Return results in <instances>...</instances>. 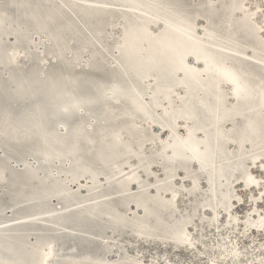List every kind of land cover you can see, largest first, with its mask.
I'll return each mask as SVG.
<instances>
[{
  "label": "bare ground",
  "instance_id": "bare-ground-1",
  "mask_svg": "<svg viewBox=\"0 0 264 264\" xmlns=\"http://www.w3.org/2000/svg\"><path fill=\"white\" fill-rule=\"evenodd\" d=\"M9 1L16 7L15 10L20 11L21 15L23 13L24 23H22V29L16 33V44L11 47L6 46L2 38L10 33L17 19L11 16L12 20H10V14H6L0 10V54H5V59L2 63L5 66L6 64L7 66L13 65L18 59V55L21 56V54L26 58L27 54L21 51L20 44L29 38V34L38 32L47 35L48 45L56 51V56L53 57L54 61L51 63H49L46 55L40 57V65L43 70L41 76L35 77L31 70L32 67L29 66L27 67L28 69H24V72L14 78L16 80V91L15 96H12L17 101L20 100L22 102L17 109H26L29 113L26 115L22 113L14 114L13 111L15 109L13 106L10 108L7 105L10 98H0V106L3 105L4 108L3 115L5 113L12 115L10 122L1 125L0 135L5 139V142L10 140L16 145H20L21 142L30 143L36 138L41 140L40 144L34 146L33 149V156L40 158L41 163L36 167H32L27 162V159L23 162L22 171L29 178L41 179L39 181L43 185V191L48 195L58 197L62 203L68 205L65 208L78 207L74 212L70 210V212L67 211L64 214L60 213L61 215L57 214L55 216H58L63 223L77 222V227L83 231L81 233H87L97 238H102L103 236L102 225L104 223L109 225L113 230L127 227L137 239L150 241L169 242L168 239L172 237L175 241H178L176 239L177 234L186 232L191 238V243L175 244L174 246L187 249L191 252L196 250L197 237L194 238L195 236H192L190 228V231H188V227L193 224L194 214L191 213L181 219L175 217V211L178 208L177 204L179 202V191L174 189L173 184L175 182L173 183L172 181L177 169L172 168L178 166V168L184 170V174L188 175V169L184 166H188L187 164H189V166L202 171L201 174L206 179L210 195L208 194L206 202L201 204L202 208L200 211L205 209L206 212H210L211 219L215 222L209 223V225H214L218 228L216 226L219 221L218 216L223 211L229 212L230 210L232 198L231 184L235 181H240L241 177L238 174L242 173L245 175L246 173L243 168V160H233L232 153L224 147V144L236 140L239 142L238 144L235 143L238 153L243 142H249L252 148L261 147L264 144V124L260 123L258 116L260 112L257 110L258 107L264 108V99H262V92H264V41L256 39V35L263 32L261 31V27H264V25L257 26L256 30H254L250 22L252 19H245L243 17L239 19L235 17L237 15L236 12L242 10L247 0H216L215 4H210L207 1V5L204 7H202V4L197 3V0H108L121 15L118 14L116 16L117 20L120 21H118V25H120V37L116 42L115 67L113 70L107 71L101 69L102 63L98 57H93L90 64L80 65L79 68H72L66 63L61 53L65 45L75 46L78 44L84 46V44H88L86 37L89 39V35L86 30H89L91 25L97 24V22L100 24V28L116 25L115 13L106 9L108 6L105 0H66L64 1L67 7V9L65 8L66 10L64 9L65 11L56 9L54 0ZM78 1L95 6H79ZM245 8H248V6H245ZM125 9L130 10L131 13ZM98 10L100 15L96 13ZM258 10L261 9L258 7ZM68 11L74 12V16L70 15V18H68L66 16L69 13ZM202 17L207 22H205L201 30H198V19ZM174 25L181 26L180 30H175ZM220 28L236 36V42L231 47L234 52L245 53V55L254 58L257 62L248 60L246 57L245 59L240 58L238 60L226 51L225 45H221L223 42L220 40L221 36L217 32H221ZM189 30L193 32L191 42L185 40V37H187L185 33ZM143 34H147L148 37H143L144 39L140 40L139 36ZM251 36L255 37L256 42H254V38ZM173 38L176 42V53L183 51L188 54L193 49V46H197V51L194 53L195 57L191 59L187 56L181 61L176 62L172 59L175 52H172L164 58L160 54L161 46H165L167 40H173ZM154 40H159L161 42L160 46L155 47L153 50H148V46ZM246 43L248 44L246 45ZM122 47L125 50L123 53L121 52ZM7 53H11L8 55L9 61L6 59ZM88 53L92 55L89 49ZM97 53L106 55L105 53L107 52L99 49ZM138 53L139 55H137ZM229 57L232 58L233 62L229 60ZM162 60L168 63H165L160 70L149 71L151 65L157 64ZM244 63L249 65L242 66ZM135 64L142 67L132 77H129L130 70ZM185 68L189 70L191 75L184 77V75L179 73ZM225 71L235 73L242 85L253 89V95L251 96L253 104H247L244 107L245 99L243 98L242 100L243 105L237 100L232 90L233 86L224 81L223 73ZM167 73L175 74L171 77V84H160L157 82L161 76ZM6 74L7 79H10V74L8 72ZM194 75L198 76L199 80L192 102L198 104L199 108H191L185 111L184 108L188 100V87ZM204 80L212 81L214 86L205 88V91L201 87ZM100 86L104 90V104L101 106H91L85 110L81 106H78L77 110L75 109L77 113L81 112L80 114H82L83 110L85 111V114L79 115V117H76V115L72 116L71 114L57 116L60 106H64L68 102L78 100L86 102L96 97V90ZM131 86H135V92L137 93V100L135 101L141 103L143 108L138 112L128 113L127 117L122 118L127 112L129 102L123 101L121 97H114L115 92L119 89H126L128 91L124 95L129 96L134 92L133 90L130 91ZM159 88L164 90V93L159 97H155V91ZM174 88L181 91L180 100L178 99L177 101L178 105H180L179 107L174 105V97H177L173 95L175 92ZM223 88H229V95L233 102L232 106H229L225 102L224 93L222 92ZM4 90H6V85L5 83H1L0 91L3 92ZM203 91L205 96L204 98H200L199 94ZM161 103L164 104L163 109L158 111ZM118 109H121V111L117 112ZM112 110H115L112 115L99 117L103 113ZM148 115L151 118L153 117L149 119L150 121L145 119ZM237 115H240L238 117L241 120L240 126L233 125L228 130L220 127V125ZM133 116L138 117L145 125L155 126L166 133V138L160 143L157 157L160 161V167H162L164 180L155 183L151 194L146 190L145 187L147 185L141 181L142 179L139 175L140 172L150 177L153 171H151L153 164L152 155L151 153H147L148 151H145V145L151 139L145 134L143 126L140 127L138 124H134ZM162 121L166 122L167 125L161 123ZM234 123L236 124V122ZM67 124L72 125L70 132L67 131ZM168 124L173 125V127L171 128ZM180 124L185 127L183 135H180L177 131V127ZM209 126H212L210 132L206 131ZM57 127L61 129L62 134L60 136L56 134ZM118 131L120 132L118 137L107 139L109 135ZM208 133H210V138L208 137ZM189 139L194 146L199 148L200 158L206 154V151H209L215 158L203 166L195 164L193 160L199 161L200 158L191 159V152H188L185 145L180 143V140ZM88 140L97 142H90L92 144L86 143L84 148L76 150V152L73 151L79 143ZM221 142L222 144H220ZM54 147L59 149H54ZM9 150L10 147H6L3 157L7 156ZM176 153H183L186 161L180 165H175V167L171 164L173 166L171 170L169 169L170 172H168L163 159L170 162ZM72 155L75 157L73 164L70 161ZM59 156H65V159L59 162L57 159ZM51 157L55 160L53 162L57 164L62 163L65 166L67 183L70 184L78 181L80 178H86L89 180V184L94 185L95 192L92 193V199H90L89 203L83 204L84 202H80L77 206L71 205L74 201V195L71 191L67 187L59 186L56 182L52 183V179H54L58 170H53L45 174L43 178H40L39 171L47 170L50 164H46L45 161ZM258 157H253L250 164L254 165L258 163ZM262 157H264V152ZM131 159L136 161L137 168L129 170L127 167L123 169ZM13 160L15 159L13 158ZM18 161L20 162V160ZM259 164L263 168L261 170L264 172V160H261ZM171 165L168 164L167 166L171 167ZM125 171L126 174H124ZM213 173L215 176H213ZM101 175L107 177V183L104 188L96 187ZM211 175L215 177L214 182ZM249 175L255 177L253 171H247L245 180L239 183L240 186H244L247 191L258 189L262 192L263 189L258 188L260 185L247 182ZM197 178V176L193 177L190 181V189L188 188L190 194L198 193L199 179ZM255 179L259 181L256 177ZM6 181L7 168L0 165V183H5ZM113 182L117 183L110 186L109 184ZM131 186H134V189L137 188L136 192L130 193L129 188ZM167 192L170 194L165 199L164 194ZM189 193L188 195H190ZM108 194H115L117 196L116 199L114 198L115 203L114 199L105 200L107 199L105 196ZM103 198L105 199L103 200ZM235 204L236 202H234ZM255 204L257 203H252L251 209H253ZM131 205L133 207H130ZM119 206L130 207L132 209L137 208L140 216L128 219L119 211ZM197 209L198 207L195 206L193 211L197 212ZM227 214L226 216H228ZM46 216L48 217V215ZM230 216L232 217V215ZM262 216L264 214H260L259 220L256 222H250V226L246 223L247 231L252 230L255 233L256 231L253 228L257 232L263 231L264 227H261L259 224ZM255 218L257 216H254ZM103 219L104 222H102ZM89 221H99V227L96 228L94 233L85 231L88 228L87 224ZM232 222L230 221L229 225ZM232 227L234 229L235 226ZM61 236L63 240H66L68 234L63 233ZM84 241L86 240L84 239ZM43 245L42 238L38 239L30 247H25L18 241L9 239L4 244H0V264H55L57 261L58 264L134 263V261L127 258L124 252H121L114 261H108L104 255L110 252L112 246L109 243H104L100 246L104 255L100 254V248L93 247L92 243L91 249H93L91 251L87 252L86 250L84 254H79V251L76 252L75 248H72L71 252L67 254L68 252L65 250L67 256L62 257L60 260H57V252L55 251L57 245L54 240L47 243L45 249ZM235 247L237 248V246ZM220 254V257L228 256L232 260L238 259L236 255L232 256L233 253L230 250H226L225 252L220 251ZM213 261L210 264H213ZM249 261L251 260L249 259ZM139 264H153V262ZM215 264H218V261H215Z\"/></svg>",
  "mask_w": 264,
  "mask_h": 264
},
{
  "label": "rangeland",
  "instance_id": "rangeland-1",
  "mask_svg": "<svg viewBox=\"0 0 264 264\" xmlns=\"http://www.w3.org/2000/svg\"><path fill=\"white\" fill-rule=\"evenodd\" d=\"M64 1L66 0H54V6L56 7V9L65 11L67 7L66 4H64ZM105 1L107 2L106 5L108 6V8L106 9L108 11L115 13L114 17H115L116 25H114L113 27L108 26V28L107 27L100 28V24H98L97 22V24L91 25L89 30L88 29L86 30L89 35V39L86 37V41L88 44H84V46H80L78 44L75 46L65 45L64 46L65 48L61 50V53L66 63H68L72 68H79L80 65L90 64L92 62L93 57L95 58L98 57L101 60L102 63L101 69L104 71L113 70L115 67L114 61L116 56V46H117L116 42L120 37L119 36L120 25H118L120 21L117 20L116 16H118V14L119 15L121 14L116 8H114L111 5V3L108 2V0ZM207 1L210 4H215L214 2L216 0H210V1L197 0V3L202 4V7H204L207 5L206 4ZM247 1L242 7V10L236 12L237 15H235V17L239 19H242V17L245 19L246 18L252 19L250 20L251 26L252 28H254V30H256L257 26L260 27L264 25L263 24L264 0H247ZM245 6L246 7L248 6V8H245ZM258 7L261 10H258ZM15 9L16 7H14V5L10 3L9 0L0 1V10L6 14H10V20H12L11 16L17 19L15 26L12 27L10 33L2 38L5 45L8 47L14 46L16 44V35H17L16 33L22 29L23 26L22 23H24L22 16L23 13L21 15V13H19L20 11H17ZM96 13L100 15L99 10L98 12L96 11ZM205 22H207V20L204 19V17L198 19L199 26L197 27V29L201 30ZM220 30L221 32L217 30L216 31L218 32V35L221 36L220 40H222L223 42L221 43V45L223 46L225 45L224 48L226 51H228L230 54H232L233 57L237 58L238 60L240 58L245 59L246 57V59L248 60L257 62L254 58L245 55V53L234 52V50L231 47L234 45V42H236V36L225 29L220 28ZM259 34H258L259 36L256 35V39H260L261 41H264V31L260 32ZM46 36L47 35L45 33H41V32L35 34H29L28 35L29 38L26 41H23L22 44H20L21 51H24L27 54V57L24 58L22 54L21 56L18 55L19 60L17 59L13 65L7 66L6 64L5 66V64L2 63V61H4L5 59L4 58L5 54H0V84L5 83L6 85V90H4L3 92L0 91V98L1 99L6 97L10 98L7 105L10 108L13 106V108L15 109L13 111L14 114L22 113L23 115H26L29 113L28 110L26 109L24 110L17 109V107L21 105L22 102L20 100L17 101L12 96V95L15 96V91H16L15 88L16 80H14V78L16 76H19V74H21L22 72H24V69H28L27 67L29 66L32 67L31 70L32 73L35 75V77L41 76L43 70L40 65V57L42 56L44 57V55H46V57L48 58L49 63L54 61L53 57L56 56V51L53 50L50 45H48ZM251 37L254 38V42H256L255 37L253 36ZM247 44L248 43H246V45ZM88 49L92 55H89ZM99 49L103 52H107L105 53L106 55L97 53V50L99 51ZM70 52L72 55L70 54ZM9 54L8 53L6 54L7 61H9V56H8ZM71 56L73 57L71 58ZM229 60L233 62L232 58H230ZM7 72L10 74V79L9 78L7 79V74H6ZM212 85L214 86V83L212 81L204 80V82H202L201 84V87L205 90V88L207 89ZM174 89H175L174 93L176 94L173 93V95L177 96L174 97V105L176 107H179L180 105H178L177 101L178 99L180 100L179 97L181 95V91L177 88ZM222 92L224 93L225 102L229 106H232L233 102L231 100V96L229 95L230 93L229 88H223ZM204 96H205L204 91L199 94L200 98L201 97L204 98ZM163 106L164 104L161 103L158 111L163 109ZM257 110L260 112L258 115L260 123L264 124V108L258 107ZM3 111H4L3 105H1L0 127L1 125L10 122L12 117V115L7 113L3 115ZM120 111L121 109L117 110V112ZM240 115L233 117L232 119L228 120L226 123L220 125V127L224 130H228L233 125L240 126L241 120L238 118L240 117ZM133 117H134L133 118L134 124L136 125L138 124V126L140 127L143 126L142 128L145 130V132L146 130L149 131V134L146 135L149 137V139H151V141H147L145 145V151L146 152L148 151L147 153H151L152 155L151 157L153 159L152 160L153 164L151 166V171L152 170L153 171L151 172L150 177L139 172L140 178L142 179L141 181H143L144 184L147 185L145 188L151 194L152 190L154 189L155 183L157 181L164 180L161 169L162 167H160L161 166L160 161L159 158L157 157L159 153L158 150L160 143H162L161 141L166 138V133L159 130L155 126H149L147 124L145 125L144 122L143 124L141 120L136 116ZM234 122H236V124ZM183 130H185V127L182 124L178 125L177 131L180 135H183L184 133ZM211 130H212V126H209L206 129V131L208 132H210ZM56 134H58L59 136L62 134L61 129L58 127ZM154 137H156L157 139ZM40 142L41 140L39 138H36L30 143L21 142L20 145H16L14 144L13 141L10 140L5 142V139H3V137L0 135V165L5 166L7 168V181L5 183H0V192H1L0 193L1 195L0 196L1 197L0 244H4L7 240L13 239L15 241H18L21 245L25 247H30L34 243H36L38 239L42 238L44 244L43 248L45 249L46 244L54 240L57 245L55 247V251L57 252L56 253L57 260H60L62 257L67 256V254L71 252L72 248H75L76 252L79 251L78 252L79 254H84L86 250L87 252H89L93 249V248L91 249L92 243H93V247L100 248L99 253L103 255L104 253L102 251V247L100 246L103 245L104 243H109L112 246L110 252L104 255L108 261H112V260L114 261L121 252H124L127 258L134 261L133 264H137V262L152 263L154 261L158 262V264L159 262H163V264H210L212 260L218 261V264H261V261L264 260V229L261 232H257V230L253 228V230L256 231L255 233H253L252 230L247 231V227L245 225L246 223H248V226H250L251 224L250 222L252 223L256 222L257 220H259V215L264 214L263 211L264 198L261 197V195L259 194L261 192L258 189L247 191L244 186L242 187L239 184L245 180L244 178H246L247 171L248 172L253 171V175L259 181L262 182V184L258 188H262L264 191V175H263L264 172L261 170L263 168L259 164L261 160H264V157H262V154L264 152V144L261 147L252 148L249 142H243V144H241L242 147L239 153L237 152L235 146V143L238 144L239 142H237L236 140H232L231 143L229 142L224 144V147H226L227 150L228 151L230 150L229 152L232 153L234 157L233 160H237V159L243 160V168L245 169L246 173L245 175L242 173L238 174V176L243 178L242 179L240 178V181L238 182L235 181L236 183L234 182L231 184L230 189H232L231 190L232 198H231L230 210L229 212L223 211V213H221L220 216H218L219 221L216 224L218 228H216L214 225H209V223L215 222L214 220L211 219L210 212H206L205 209H202V211H200L202 208L201 204L205 203L206 199L208 198V194L210 195V190L206 182V179L203 176V174H201L202 171L199 170L198 168L190 166V168L188 169L189 174L186 175L184 174L185 173L184 170L178 168V166L174 168L177 170H175L176 175L172 180L173 183L175 182L173 186L174 189L179 191V195H178L179 202L177 204L178 208H176L177 210L175 211L176 212L175 217L181 219L184 218V216L189 215L191 213L194 214L193 224L188 227V231H190L189 230L190 228L192 236L193 237L195 236L194 238L197 237L196 240L197 246H196V250L191 252L184 248L175 247L174 246L175 243L171 242L172 240H175L173 239V237L168 239L169 242H160L156 240L150 241L140 238L137 239L127 227L120 230H113L109 225L104 223V225H102L103 226L102 228L105 234L103 233L102 238H97L93 235H88L87 233H81L83 231H81V229L77 227V222L63 223L60 220V218H58V216L55 215L57 214L61 215L64 214V212L67 211L70 212V210L71 212H74L77 210L78 207L65 208L68 205L62 203V201L59 200L58 197H56L55 195H48L43 191V185H41L39 181L41 179L29 178L26 175V173L22 171V165L24 164L23 162L26 161L27 159H28L27 162L31 164L32 167H36L39 165V163H41L40 158L35 156L36 159H34L35 157L33 156L34 146H38ZM6 147H10V150L8 151L7 156L3 157V152L4 150H6ZM54 149H59V148L54 147ZM17 151L20 152L18 153ZM255 156H259L257 161L258 163L251 165L250 163H252V159ZM13 158L15 160H13ZM18 160H20V162ZM127 167L129 168V170L131 168L132 169L137 168L136 161L134 159H131L129 163L125 167H123V169ZM53 170L55 171L58 170L60 172L57 171V174L55 175L56 178L54 177V179H52V183L56 182L59 186L67 187L74 195V201L71 205L77 206L78 203L80 202H84L83 204L89 203L90 199H92V193L95 192V189L93 188L94 185L89 184L90 183L89 180H87L86 178H80L78 181H75L73 183L70 184L67 183L65 176L66 174L65 166H63L62 163L57 164L55 162L50 163L47 170L39 171L40 178H43L45 174L50 173ZM124 174H126V171L124 172ZM196 176L198 177L197 179H199V181L197 180L199 185V189L197 191L198 193L190 194L188 192L190 189V181L192 180L193 177ZM106 183H107V177L101 175L99 176L96 187L104 188ZM129 189H130V193H134L137 190V188L134 189V186H131ZM188 193L190 195H188ZM169 194H170L169 192L165 193L164 198L165 197L167 198ZM116 197L117 196L115 194H108L107 196H105V198L107 199L103 198V200L104 199L111 200L114 198L116 199ZM115 199H114V203H115ZM252 201L257 203L255 204L253 209H251L253 203ZM234 202H236L235 205ZM195 206L198 207L197 212L193 211ZM130 207L133 206L131 205ZM130 207L126 208L123 206H119L118 209L128 219L135 216L137 217L140 216L139 210L137 208L132 209ZM226 214L228 216H226ZM46 215H48V217ZM230 215H232V217ZM254 216H257V218L254 219ZM230 221L231 222L233 221L231 225H229ZM102 222H104V219L102 220ZM87 225L88 228L85 229V231L94 233L96 228L99 227V221H89ZM232 226H235L234 229ZM115 231L117 232L115 233ZM63 233L68 234L66 240H63L61 238L62 237L61 235ZM77 236L79 237L78 240H77L78 238ZM84 239L86 241H84ZM235 246H237V248ZM226 250L228 251L230 250L231 253H233L232 256L236 255L238 259L235 258L232 260L228 256L220 257L221 255L220 251L225 252ZM249 259L251 261L248 262ZM55 264H58V261Z\"/></svg>",
  "mask_w": 264,
  "mask_h": 264
},
{
  "label": "water",
  "instance_id": "water-1",
  "mask_svg": "<svg viewBox=\"0 0 264 264\" xmlns=\"http://www.w3.org/2000/svg\"><path fill=\"white\" fill-rule=\"evenodd\" d=\"M78 5L80 6V5H82V6H88V7H93V6H95V5H93V4H88V3H85V2H80V1H78ZM127 12H130L131 13V11L130 10H127V9H125ZM69 12V11H68ZM70 15H72V16H74V12H69L68 14H66V16L68 17V18H70ZM179 28H181V26H179V25H177V26H175L174 25V29L175 30H180ZM173 33V32H172ZM192 31L191 30H189V31H187L185 34H186V36L187 37H185V40L187 41V42H191V40L193 39L192 38ZM173 35H174V33H173ZM146 38V37H148L147 36V34H143V35H141V36H139V39L140 40H143L144 38ZM186 42V43H187ZM129 44V43H128ZM127 44V45H128ZM160 44H161V42L159 41V40H154V41H152L151 42V45L150 46H148V50L149 49H151V50H153L155 47H158V46H160ZM128 48V47H127ZM175 48H176V42H175V40H174V38H173V40L172 39H169V40H167V44L165 45V46H161V55L162 56H164V58H165V56H167V55H169V54H171L172 52H175ZM126 49V48H125ZM125 50H124V47H122L121 48V52L123 53ZM196 51H197V46H193V49H191L189 52H188V54H186L185 52H183V51H181V52H179V53H174V57H172V59L173 60H175L176 62L177 61H181L182 59H184L185 57H187V56H189L191 59L192 58H194L195 56H194V53H196ZM137 55H139V53L137 54ZM167 60V59H166ZM168 60H170L169 58H168ZM165 63H168V62H166L165 60H162L161 62H159V63H157V64H154V65H151V68H150V72H154V71H156V70H160V68L165 64ZM200 63H202V62H200ZM247 63H244L242 66H245ZM260 64V63H259ZM247 65H249V64H247ZM263 65V64H262ZM212 66H214V65H212ZM141 65H137V64H135V66H133L132 68H131V70H130V74H129V77H132V75H134L135 74V72H137L138 70H140L141 69ZM237 69V68H236ZM181 75H184V77H187V76H189V75H191V73L189 72V70L187 69V68H185L184 70H181L180 72H179ZM175 74L174 73H167V74H164L163 76H161V78H159V80H157V82H159L160 84H162V83H165V84H171L170 82H171V77H173ZM198 80H199V77L198 76H196V75H194L193 77H192V80L190 81V84H189V87H188V100H187V104L185 105V108H184V110L186 111V110H190L191 108H193V109H198L199 108V105L198 104H195V103H193L192 102V98H193V95H195V91L197 90V83H198ZM229 85H231V84H229ZM135 86H136V84H135ZM135 86L133 87V86H131V90L130 91H134L133 93H131L129 96H125L124 94L125 93H127V91L128 90H124V89H119V90H117L116 92H115V96L114 97H121V99H123V101H126V102H129V107L127 108V112H126V114H124V116H122V118H125V117H127V115H128V113H134V112H138V111H140L142 108H143V105L141 104V103H139V102H137V101H135V100H137V98H136V96H137V93L135 92ZM232 86V85H231ZM249 89V92H250V94H249V96H248V98L247 99H245V102H244V107H246L247 106V104H253V101H252V98H251V96L253 95L252 93H253V89L252 88H248ZM164 90H162V89H158V90H156L155 91V97H159V96H161V95H163V92ZM206 91V90H205ZM103 94H104V90H103V88L100 86L97 90H96V94L95 95H97L96 97H94V98H92V99H90L89 101H86V102H81L80 100H78V101H73V102H68V103H66L64 106H60V108L58 109V112H57V116H63V115H67V114H71L72 116H75L76 115V117H79V115H83V114H85V109H87V108H89V107H91V106H98V105H102V104H104L105 103V100H104V98H103ZM253 98L255 99V97L253 96ZM242 100H243V98H241L240 100H239V102H241L242 103V105H243V102H242ZM78 106H81L84 110H83V112H82V114H80L81 112H78L77 113V107ZM76 109V110H75ZM76 111V112H75ZM257 111V110H256ZM115 112V110H112V111H107V112H105V113H103L102 114V116H99L100 118L101 117H108V116H110V115H112L113 113ZM153 118V117H152ZM149 115L145 118L147 121H150L149 119H152ZM161 123H163V124H166V122H164V121H162ZM167 125V124H166ZM171 128L173 127V125H171V124H168ZM72 130V125L71 124H67V131L68 132H70ZM169 130H170V128H169ZM120 134V132L118 131L117 133H114V134H111V135H109L108 137H107V139H112V138H116V137H118V135ZM145 134H149V131H147L146 130V132H145ZM209 135H208V137L210 138V133H208ZM90 142H97V141H90V140H88V141H84V142H81V143H79L77 146H76V148L73 150V151H75L76 152V150H80L81 148H84V145L86 144V143H90ZM90 144H92V143H90ZM220 144H222V142L220 143ZM178 150V149H177ZM72 151V152H73ZM74 152V153H75ZM192 155V154H191ZM220 156H222V155H220ZM213 158H215V156H212V154H210L209 153V151H206V154H204V155H202L201 156V158L199 159V161H197V160H193V161H195L194 163L195 164H197V165H201V160H203V165H206L211 159H213ZM49 159V160H48ZM58 161L59 162H62L63 161V159H65V156H59L58 158ZM53 161H55L52 157L51 158H47V161H45L46 162V164H50V163H53ZM57 161V160H56ZM70 161H71V164H73L74 163V161H75V157L72 155L71 156V158H70ZM186 161V157L184 156V154L183 153H176V155H174L172 158H171V160H170V162H167V160H164L163 159V163H164V165L166 166V169H167V171L168 172H170V170H171V168H172V166L173 167H175V165H180L181 163H183V162H185ZM171 165V164H173V165H171V167H168L167 165ZM185 164H187V163H185ZM188 166H184V167H186L187 169H189L190 168V166H189V164H187ZM100 167V166H99ZM170 169V170H169ZM172 169H174V168H172ZM213 176H215V174L213 173ZM212 175H211V177H212V181L214 182V180H215V177H213ZM230 179V178H229ZM230 181V180H229ZM117 182H113V183H111V184H109L110 186H112V185H115ZM112 216H110V218H111ZM112 219H113V217H112ZM172 243H175V244H178V245H182V244H186V243H183V242H178V241H175V240H172L171 241Z\"/></svg>",
  "mask_w": 264,
  "mask_h": 264
},
{
  "label": "snow or ice",
  "instance_id": "snow-or-ice-1",
  "mask_svg": "<svg viewBox=\"0 0 264 264\" xmlns=\"http://www.w3.org/2000/svg\"><path fill=\"white\" fill-rule=\"evenodd\" d=\"M261 31H264V27H261ZM207 63V61H206ZM223 78L224 81H226L227 83H230L233 86V92L236 95L237 100L239 101L241 98L247 99L250 92L249 89L247 88L246 85H242L239 77L230 71H225L223 73ZM262 99H264V92H262ZM171 139V137H170ZM179 139V138H178ZM180 143H182L183 145H185L186 150L188 152H191V159H199L200 158V153H199V148L194 146L191 143V140H180ZM201 166H203V160H201ZM247 182L251 183V184H257V185H261L262 182L261 181H257L255 179V177L249 175L247 177ZM175 195V194H174ZM261 197L264 198V191H262L260 193ZM259 224L261 227H264V216L261 217V220L259 221ZM176 239L178 240V242H183V243H191V238L188 236V234L186 232H181L177 234ZM137 264H139V262H137ZM153 264H158V262L154 261ZM159 264H163V262H159ZM213 264H215V261H213ZM261 264H264V260L261 261Z\"/></svg>",
  "mask_w": 264,
  "mask_h": 264
}]
</instances>
